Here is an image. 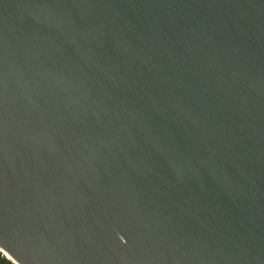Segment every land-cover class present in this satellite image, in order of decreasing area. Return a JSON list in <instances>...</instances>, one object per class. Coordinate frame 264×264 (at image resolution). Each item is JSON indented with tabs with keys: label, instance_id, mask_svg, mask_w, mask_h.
Listing matches in <instances>:
<instances>
[{
	"label": "water",
	"instance_id": "1",
	"mask_svg": "<svg viewBox=\"0 0 264 264\" xmlns=\"http://www.w3.org/2000/svg\"><path fill=\"white\" fill-rule=\"evenodd\" d=\"M0 248L264 264V0H0Z\"/></svg>",
	"mask_w": 264,
	"mask_h": 264
},
{
	"label": "flooded vegetation",
	"instance_id": "2",
	"mask_svg": "<svg viewBox=\"0 0 264 264\" xmlns=\"http://www.w3.org/2000/svg\"><path fill=\"white\" fill-rule=\"evenodd\" d=\"M0 252H1V253H0V264H16L14 261H10V262H9V261H8L9 259L6 260L7 258L5 257V253H4L2 250H0ZM3 256H4L6 259H5V258H2Z\"/></svg>",
	"mask_w": 264,
	"mask_h": 264
},
{
	"label": "bare ground",
	"instance_id": "3",
	"mask_svg": "<svg viewBox=\"0 0 264 264\" xmlns=\"http://www.w3.org/2000/svg\"><path fill=\"white\" fill-rule=\"evenodd\" d=\"M0 250H1V248H0ZM3 251V250H2ZM4 252V251H3ZM5 253V257L6 258H8L10 261H14L12 258H11V256L9 255V254H7L6 252H4ZM15 262V261H14ZM17 264V263H16Z\"/></svg>",
	"mask_w": 264,
	"mask_h": 264
},
{
	"label": "rangeland",
	"instance_id": "4",
	"mask_svg": "<svg viewBox=\"0 0 264 264\" xmlns=\"http://www.w3.org/2000/svg\"><path fill=\"white\" fill-rule=\"evenodd\" d=\"M1 253V252H0ZM2 258H5L4 256L2 257ZM6 259V258H5ZM6 260H8V258L6 259ZM9 262H10V260H8Z\"/></svg>",
	"mask_w": 264,
	"mask_h": 264
}]
</instances>
